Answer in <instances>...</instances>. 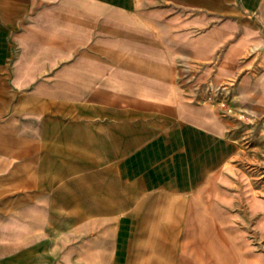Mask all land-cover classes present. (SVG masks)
Here are the masks:
<instances>
[{"label":"crops","instance_id":"crops-1","mask_svg":"<svg viewBox=\"0 0 264 264\" xmlns=\"http://www.w3.org/2000/svg\"><path fill=\"white\" fill-rule=\"evenodd\" d=\"M240 1L0 0V171L12 165L13 154L26 155L20 142L45 140L49 198L89 200L77 211L80 216L128 215L136 199L197 193L200 167L223 157L231 144L214 121L210 92L193 84L183 92L162 56L174 52L205 61L218 55L217 77L251 65L255 59H247L248 50L264 44V2ZM184 5L218 15L189 45L184 27L200 25L211 14L184 17ZM243 7L260 8L261 18L231 16ZM72 11L143 35L167 36L179 28L181 42L175 40L172 52L130 42L125 58L112 54L126 67H104L85 53L71 60ZM79 21L84 25L83 17ZM111 36L123 39L116 32ZM45 39L53 40L51 46ZM71 63L88 65L95 83L83 79L86 72L72 75ZM158 66L159 75L145 73ZM23 166L16 171L20 184ZM55 166L62 167L59 175L70 176L69 187L64 179L55 188ZM124 230L128 227L119 228L117 245Z\"/></svg>","mask_w":264,"mask_h":264},{"label":"rangeland","instance_id":"rangeland-1","mask_svg":"<svg viewBox=\"0 0 264 264\" xmlns=\"http://www.w3.org/2000/svg\"><path fill=\"white\" fill-rule=\"evenodd\" d=\"M232 4L242 3L232 0ZM182 10L189 18L197 11L206 17L211 14L200 25L184 27L188 45L191 36L206 32L218 18H212L206 8L184 5ZM71 15V60L85 53L104 67H126L125 61L112 54L118 52L125 58L124 48L130 42L163 52H172L175 40L181 42L176 38L179 28L167 36L143 35L78 12ZM235 15L262 16L258 7L240 8L231 13ZM81 17L84 25L78 22ZM113 32L123 39H114ZM42 41L45 46L53 42ZM253 45L246 57L255 61L223 77H217L213 67L218 55L205 61L174 52L162 56L183 92L191 84L210 92L214 121L224 127L231 144L223 157L200 167L198 192L191 197L136 199L134 212L128 215L80 216L77 211L89 200L49 198L46 141L38 145L20 142L18 147L26 155L13 154L12 165L0 171V264H264V48ZM70 67L72 75L86 72L83 79L95 83L88 65L71 63ZM156 68L145 73L157 76ZM22 162L20 184L16 171ZM54 169L55 188L63 186L64 179L69 187L70 176L58 174L61 166ZM121 226L128 230L117 245Z\"/></svg>","mask_w":264,"mask_h":264},{"label":"water","instance_id":"water-1","mask_svg":"<svg viewBox=\"0 0 264 264\" xmlns=\"http://www.w3.org/2000/svg\"><path fill=\"white\" fill-rule=\"evenodd\" d=\"M262 48H264V45L262 46Z\"/></svg>","mask_w":264,"mask_h":264},{"label":"bare ground","instance_id":"bare-ground-1","mask_svg":"<svg viewBox=\"0 0 264 264\" xmlns=\"http://www.w3.org/2000/svg\"><path fill=\"white\" fill-rule=\"evenodd\" d=\"M263 38H264V36H263ZM263 45H264V44H263ZM263 45H262V46H263Z\"/></svg>","mask_w":264,"mask_h":264}]
</instances>
